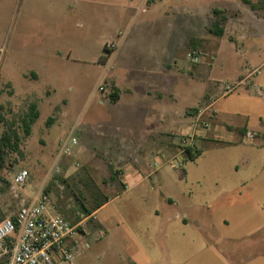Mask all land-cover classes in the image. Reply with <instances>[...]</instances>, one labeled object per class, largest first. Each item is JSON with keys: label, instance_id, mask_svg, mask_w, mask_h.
<instances>
[{"label": "rangeland", "instance_id": "obj_1", "mask_svg": "<svg viewBox=\"0 0 264 264\" xmlns=\"http://www.w3.org/2000/svg\"><path fill=\"white\" fill-rule=\"evenodd\" d=\"M237 1H229L232 3L229 10L239 14ZM250 1L259 6V0ZM120 2L125 4V0ZM225 2L205 1L201 9L194 0H168L166 7L162 5L170 15V26L167 30L169 32L168 36L166 32L163 33L155 43L159 47H167L170 55L174 56L172 70L177 71L179 76L188 78L183 81L200 85L210 80L209 66L213 59L211 50L214 48L216 38L206 25L207 14L204 8L211 6L213 9L217 7L225 10ZM138 3L137 1L131 6L136 8ZM119 11L124 14V18L118 25L117 21L111 23L107 18L101 22L102 28L94 24L93 37L101 38L104 35V39L102 37L99 44H96V41L89 44L90 50L77 52V56L82 54L92 60L99 58L103 55L104 43L117 46L119 43L117 37L125 39L135 33L139 36L140 27H143L144 22L151 25L142 32V41L145 38L151 42L156 34H160L166 27L165 23L155 24L153 19L145 14L137 18L134 17V12H125L124 8ZM156 12L161 13L159 9ZM257 12L263 13L261 10ZM180 14L185 17V27L175 25L183 20ZM221 16L223 15H217L216 21L223 25ZM28 30L29 28L24 30L26 36ZM31 31L33 33L30 32V36L35 35L41 39L40 43H45L48 39L41 27L31 28ZM73 35L81 38L84 36L77 24L74 25ZM74 41L78 43L80 39ZM252 42L258 49L259 62L252 61L245 69L240 67V62L230 60L228 54H223L216 62L211 78L218 80L222 87L227 84L235 89L226 96H222L223 92L218 96L213 95V99L218 100L215 107L217 111L224 109L225 112L246 99L239 96L240 93H245L246 85L240 87L234 82L239 74L246 76L260 64V61L264 62V27ZM194 48L202 52L201 68L193 66L187 59V53ZM43 55L40 49L34 51L30 45L25 48L20 44L15 4L9 22L0 35V136L14 130L21 138V144L19 153H7L5 167L0 168V221L13 217L21 205L32 201L38 195L47 196L55 204L57 213L72 222H78L88 216L86 209L92 211L98 203L110 198L108 204L98 213V232L102 233L101 240L91 243L84 254L76 257L74 264H264V185L258 199L260 206L251 202L241 208L244 221L232 223L230 227L223 223L224 211L217 209L214 211L212 223L209 221L203 223L201 231L192 227L184 228L185 236H182L178 234L181 224L164 227L162 218L153 212L156 209L160 211L162 195L171 196L181 202L182 193L178 192L181 189L186 191V195L192 193L196 199L207 196L213 199L216 193L213 192L215 184L209 178L225 174L228 171L226 163L229 160L239 161L243 156H247L251 164L246 173L259 170L264 173V124L259 125V137L250 141L248 134V143L237 142V145H240L238 148H230V145L225 143L201 147L202 156L197 161L187 160L183 169L174 170L165 163L166 161L159 167L155 165L154 158L149 157V164L160 171L164 187L152 185L147 180L132 190H119L118 184L109 180V175L113 171L108 166L113 165L117 168V165L113 163V157L108 156L106 142L88 140L86 143L76 131H73L74 125L82 122L87 110L93 111L97 108L98 88L103 85L107 73L111 72L109 67L92 63L93 61L80 63L66 58L46 63ZM66 55L67 53L63 54L64 57ZM224 58L227 60L224 61ZM194 67L197 68L193 72ZM202 68L206 70L202 71ZM32 69L41 74L39 81L29 82L21 77L22 73ZM254 76L255 79L251 78L247 82L249 87L252 84L251 80L264 81V65ZM251 92L255 94L254 91ZM196 97L199 98L197 94ZM38 99L41 103V116L33 125L31 135L26 137L22 119L28 112L29 105ZM63 100L67 101L65 106H62ZM252 100L260 101L264 110V100ZM245 101L248 106L249 100ZM188 103L197 106L192 105L193 102ZM60 110L66 112V116L54 123L59 119ZM50 119L52 120L49 121ZM252 120L259 124L256 115L252 116ZM72 134L78 138L80 145L81 141L85 144L84 154H78V147L71 148L70 151L61 149L60 140ZM20 170H27L29 179L23 187H14L12 180ZM185 173L189 175L188 184L182 181ZM203 176L207 180L194 181ZM152 186L153 200H149ZM114 190L118 191V197L109 195ZM105 193L108 194L105 196ZM144 193H147L146 201L140 200L142 197L138 196ZM212 234L215 237H212ZM228 240L235 242L229 243Z\"/></svg>", "mask_w": 264, "mask_h": 264}, {"label": "crops", "instance_id": "obj_2", "mask_svg": "<svg viewBox=\"0 0 264 264\" xmlns=\"http://www.w3.org/2000/svg\"><path fill=\"white\" fill-rule=\"evenodd\" d=\"M137 1L139 2L138 6L133 8L131 4H135ZM194 1L199 4V9H201L202 3L210 0ZM224 1H226L225 10L217 7L213 9L211 6L204 8L205 14H207L206 25L209 26V29L216 21L214 10L222 11L226 20L224 24L222 23L224 35L222 37L215 36L216 41H214V48L211 50L213 59L209 66L210 80L205 84L200 83V85L183 81L188 78L185 79L179 76L177 71L172 70L174 56L170 55L167 47H159L155 43L163 33L169 32L167 30L170 26V15L167 9L162 8V5L165 7L168 5V0H125L124 5L120 0H0V35L6 28L13 8L17 4L18 40L25 48L30 45L34 51L37 49L43 51L46 63H51L52 60L58 58H66L80 63L93 61L92 63L109 67L111 72L107 73L103 85L99 86L102 91L98 88L97 108L93 111L87 110L82 122L79 121V125L78 123L74 125L73 131H76L86 143L88 140L106 142L109 149L108 156L113 157V163L117 165V168L107 165L113 171L109 175V180L118 184L119 190H132L147 180L152 185L164 187L160 171L149 164L148 158H154L155 165L159 167L163 166V161H166L165 163L169 164L171 168H173L171 162L174 161H184L185 166L188 159L186 155L180 153L177 137L191 133L194 119L206 108L209 99L222 92L220 82L211 78L216 62L223 54H228L230 60L240 62V67L246 69L249 64H252V61L259 62L260 60L257 54L258 49L252 41L264 27L263 13L253 11L248 5L238 0L240 8L238 14L229 10V5L232 4L229 2L230 0ZM123 8L125 12H134V17L145 14L152 18L155 24L163 25L165 23L166 27L160 31V34L157 33L151 42L145 38L142 41V32L151 25L144 22L143 27H140L139 36L135 33L130 37L128 35L125 39L117 37L119 43L117 46L115 45V49H109L108 42L104 43L103 55L99 58L92 60L82 54L77 56V52L89 51V44H94L95 41L96 44H99L102 37L104 39V35L101 38L93 37L95 34L93 32L95 31L94 24L102 28L101 22L107 18L111 20V23L117 21L118 25L124 18V14L119 11ZM158 9L161 13L156 12ZM179 16L183 20L178 21L175 25L185 27L184 15L180 14ZM158 20L161 22H157ZM75 24L84 33L83 38L73 35ZM35 27H41L47 34L48 39L45 43H40L42 40L35 35L30 36L31 28ZM25 28H29L27 36L24 34ZM26 37L27 40H25ZM77 38L80 39L78 43L74 41ZM181 45L183 46V44ZM64 53H67L66 57L63 56ZM104 58L106 59L104 60ZM223 60L225 61L227 58ZM201 65L202 63L193 66L199 68ZM263 65L264 62L260 61V64L246 76L239 74L235 79L236 85L239 84L240 87L246 85L245 93H240L239 96L246 97L250 102L249 105H246L245 99L225 112H223L224 109L218 111L216 109L217 118L214 120L211 130L198 139L197 151L200 152V156L193 161H197L202 156L201 147L225 143L230 145V148H238L240 145H237V142L248 143V134L250 141L259 137V125L264 124V110L260 101L252 99L264 100V81L251 80L250 87L247 82L251 78L255 79L254 74ZM197 67H194L193 72ZM205 70L202 68V71ZM21 77L25 81L36 82L39 81L41 74L32 69V71L22 73ZM251 91H254L255 94ZM111 94L114 95L115 101L110 100ZM196 94L199 98L196 97ZM188 102H193L192 105L197 106H191ZM66 103L67 101L63 100L62 106H65ZM35 104L41 116L39 99ZM62 110L59 111V119H56L54 123L57 120L61 121L64 115L66 116V112H62ZM255 115L259 124L252 120V116ZM72 135L74 136V134ZM75 138L78 140L77 137ZM81 143L80 145L79 142L78 145V154L80 155L86 151L83 147L85 144L82 141ZM250 164L251 161L247 156H243L239 161L229 160L226 163L228 171L225 174L209 178L215 184L213 192L216 193L213 199L208 196L196 199L192 193L186 195V191L181 189L178 190L182 193L183 200L181 202L174 200L171 196L162 195L160 211L156 209L153 212L162 218L164 227L181 224L183 228L180 227L178 234L182 236H185L184 228L192 227L201 231L203 223H208V221L212 223L215 217L214 211L217 209L224 211L223 223L227 227H230L232 223L244 221L241 208L251 202L258 204L261 191H263L262 185H264L262 171L246 173ZM200 179L207 180L203 176L194 181L198 182ZM188 180L189 175L185 173L182 181L188 184ZM199 185H201L200 182ZM153 189L152 186L149 200H153ZM117 192L114 190L109 195L118 197ZM106 194L108 193H105V196ZM138 196L142 197L140 200L146 201L147 193L138 194ZM109 201L110 198H107L106 202L92 213L96 217V221L89 228L91 243L97 242L93 241V237L96 233H100L98 232V213ZM260 204L259 202L258 207ZM212 237H215L214 234ZM233 241L228 240L229 243Z\"/></svg>", "mask_w": 264, "mask_h": 264}, {"label": "built area", "instance_id": "obj_3", "mask_svg": "<svg viewBox=\"0 0 264 264\" xmlns=\"http://www.w3.org/2000/svg\"><path fill=\"white\" fill-rule=\"evenodd\" d=\"M108 48L113 50L116 46L112 44ZM202 58V52L196 48L187 53L192 65H199ZM234 90L226 84L222 87L223 96ZM215 106L216 100L209 99L206 108L194 119L192 132L177 137L182 155L197 152L198 139L211 130L217 118ZM60 144L63 151H70L79 142L71 135L60 140ZM171 166L183 168L184 161L171 162ZM28 179L29 172L20 170L12 180L13 186L23 187ZM95 221L96 217L91 214L72 222L57 213L55 204L47 196L38 195L21 205L13 217L0 221V264H74L76 257L91 245L89 228ZM101 237V232L96 233L93 241Z\"/></svg>", "mask_w": 264, "mask_h": 264}, {"label": "trees", "instance_id": "obj_4", "mask_svg": "<svg viewBox=\"0 0 264 264\" xmlns=\"http://www.w3.org/2000/svg\"><path fill=\"white\" fill-rule=\"evenodd\" d=\"M241 1L244 4L248 5L253 11L261 10L264 14V0L258 1L259 6L253 4L250 0H241ZM213 13L215 16L223 15V12L217 9L214 10ZM220 20L225 21L226 17L223 15L221 16ZM210 32L217 37H222L224 35V28L222 27L221 22L215 21V23L210 29ZM106 48L107 47H105V49ZM105 59L106 58H104V60ZM110 100L115 101V97L113 94L110 95ZM39 117H40V112L38 110L37 105L35 103L30 104L28 108V112L22 119V125L24 129V134L26 137H29L31 135L32 127L35 124V122L39 119ZM51 120L52 119H50L49 121ZM49 121H48V125H49ZM20 144H21V138L19 137L17 132L14 130L7 131L0 136V168L5 167V160H6L7 153L9 152L19 153L20 152V148H19ZM199 156H200V152L198 151L195 154L187 152V159L190 161L197 159ZM106 200L107 199H105V201L98 203L96 207L94 208V210L92 211L86 209L85 210L86 214L91 215L95 210L100 208L106 202Z\"/></svg>", "mask_w": 264, "mask_h": 264}]
</instances>
